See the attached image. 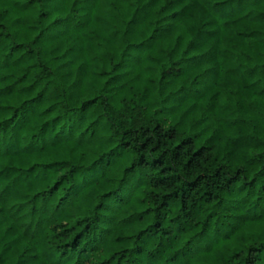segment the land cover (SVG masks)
I'll return each instance as SVG.
<instances>
[{
    "label": "trees",
    "instance_id": "16d2710c",
    "mask_svg": "<svg viewBox=\"0 0 264 264\" xmlns=\"http://www.w3.org/2000/svg\"><path fill=\"white\" fill-rule=\"evenodd\" d=\"M0 264H264V0H0Z\"/></svg>",
    "mask_w": 264,
    "mask_h": 264
}]
</instances>
